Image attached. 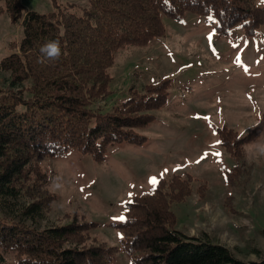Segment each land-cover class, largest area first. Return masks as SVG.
Wrapping results in <instances>:
<instances>
[{
	"label": "rangeland",
	"instance_id": "1",
	"mask_svg": "<svg viewBox=\"0 0 264 264\" xmlns=\"http://www.w3.org/2000/svg\"><path fill=\"white\" fill-rule=\"evenodd\" d=\"M20 2L23 12L54 7L52 0ZM255 4L260 26L162 16L163 36L114 54L99 112L145 105L140 112L130 108L134 127L121 129L103 159L70 151L39 161L56 196L42 224L73 216L91 222L94 243L111 247L108 264H133L137 255L117 227L127 202L174 175L190 189L170 205L173 228L189 236L205 232L244 261L264 256V0ZM21 35L19 24L1 13L0 60ZM4 77L0 72V86ZM131 97H140L138 105ZM231 131L249 142L232 147Z\"/></svg>",
	"mask_w": 264,
	"mask_h": 264
},
{
	"label": "trees",
	"instance_id": "2",
	"mask_svg": "<svg viewBox=\"0 0 264 264\" xmlns=\"http://www.w3.org/2000/svg\"><path fill=\"white\" fill-rule=\"evenodd\" d=\"M52 1V10L38 13L23 12L20 0H0V14L22 34L0 60V264H108L111 247L94 243L91 222L73 216L42 224L56 196L39 161L70 151L99 161L121 129L132 126L130 108L140 112L145 103H121L106 113L97 103L108 93L114 54L163 36L162 16L199 14L254 27L261 10L256 0H85L81 7ZM50 41L60 42L56 60L40 52ZM139 98L131 97L135 104ZM229 133L232 147L249 142ZM189 189L173 175L127 202L117 227L137 255L133 264H264L260 253L244 261L205 232L189 236L173 228L170 205Z\"/></svg>",
	"mask_w": 264,
	"mask_h": 264
},
{
	"label": "clouds",
	"instance_id": "3",
	"mask_svg": "<svg viewBox=\"0 0 264 264\" xmlns=\"http://www.w3.org/2000/svg\"><path fill=\"white\" fill-rule=\"evenodd\" d=\"M40 52L49 60H56L61 56V47L59 41H50L40 48ZM43 62V61H41Z\"/></svg>",
	"mask_w": 264,
	"mask_h": 264
},
{
	"label": "snow or ice",
	"instance_id": "4",
	"mask_svg": "<svg viewBox=\"0 0 264 264\" xmlns=\"http://www.w3.org/2000/svg\"><path fill=\"white\" fill-rule=\"evenodd\" d=\"M215 155L219 156V153H215ZM203 158H204V157H202V159H203ZM150 183H152V184H156V183H157L156 178H151V179H150ZM119 219H120V220H123L124 217H119Z\"/></svg>",
	"mask_w": 264,
	"mask_h": 264
}]
</instances>
